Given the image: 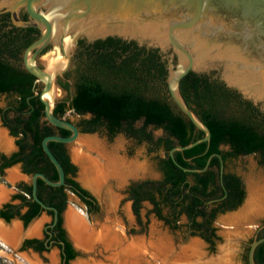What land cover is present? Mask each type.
<instances>
[{"label":"trees","instance_id":"obj_1","mask_svg":"<svg viewBox=\"0 0 264 264\" xmlns=\"http://www.w3.org/2000/svg\"><path fill=\"white\" fill-rule=\"evenodd\" d=\"M92 49L94 51L90 55L95 62L79 66L71 108L78 114L90 112L94 115L90 122L92 131L105 127L112 137L117 133L135 135L147 140L152 145V152L163 153V157L158 159L162 178L146 180L138 186L133 211L138 214L139 201L148 199L154 205L152 212L164 221L168 229H184L187 235L212 243L209 237L211 223L219 214L236 210L245 198L243 181L228 170V162L254 155L264 166V112L218 79L189 72L179 83L180 94L190 110L208 127L211 137L208 142L191 149L174 152L177 163L188 169H204L209 159L205 171L184 172L171 160L170 150L191 144L203 138L204 133L171 100L166 85V61L158 50L108 42H98ZM32 95L30 91L19 92L17 115L13 120L6 116L2 120L6 126L12 125L13 135L22 133L25 137L29 133L32 136L28 160L37 164L44 155L41 141L52 134V129L43 120V105L39 99L26 100ZM27 106V113H22ZM67 109L64 102H58L54 115L63 118ZM141 117L144 124L142 128H136L133 122ZM147 126L162 130L163 136L154 139L146 133ZM67 134L62 131V136ZM63 146L61 143H48L67 174L72 167L63 153ZM219 156L223 161L222 177ZM48 164L52 174L41 166L38 167L40 172L57 181L53 165ZM38 183L43 184L41 180ZM48 188L53 191L52 197L45 201L39 191L38 197L61 211L64 203L58 202L57 197L62 196V187ZM27 192L31 194V189ZM26 205L30 207L26 221L41 211L35 202H26ZM160 205H164V215ZM182 218L184 223H181ZM68 251L70 249L67 253L72 257L74 253ZM253 257L255 264H264V242L256 247Z\"/></svg>","mask_w":264,"mask_h":264},{"label":"water","instance_id":"obj_2","mask_svg":"<svg viewBox=\"0 0 264 264\" xmlns=\"http://www.w3.org/2000/svg\"><path fill=\"white\" fill-rule=\"evenodd\" d=\"M2 1L0 13L9 12L14 25L40 32L25 50L24 66L42 84L36 94L44 107L45 119L71 132L68 137L52 135L42 140L43 151L59 175L58 182L40 173L33 176V198L44 209L53 208L37 198L36 179L39 177L54 187L64 184L63 168L49 150L48 142L70 145L78 138V130L72 123L54 115L58 102L56 80L70 68L78 40L158 50L166 61V85L171 100L204 133L203 138L170 150L171 160L184 172L205 171L209 159L204 169H188L177 163L174 152L191 149L208 142L211 137L208 127L190 110L180 94L179 83L189 72L218 79L264 112V0H12V7L2 5ZM54 35L57 36L55 43ZM65 39L67 47L64 48ZM49 45L53 50L46 58L61 56L63 65L60 68L48 69L43 60H36ZM220 160L222 177L221 157ZM220 232L225 238V230ZM198 240L202 241L198 237L193 241ZM263 242L264 238H260L250 244L249 264H255L254 251ZM224 251L226 256L228 252L220 248L217 255ZM227 261L213 256L207 262L227 264Z\"/></svg>","mask_w":264,"mask_h":264},{"label":"flooded vegetation","instance_id":"obj_3","mask_svg":"<svg viewBox=\"0 0 264 264\" xmlns=\"http://www.w3.org/2000/svg\"><path fill=\"white\" fill-rule=\"evenodd\" d=\"M39 35L40 32L37 30L26 29L14 25L9 12L3 11L0 13V99L2 98L1 100L3 104L0 106V129L5 131L7 137L11 141V147L9 148H3L0 145L3 149H5L3 150L0 148V184L3 186L4 191L7 192L8 196L7 199L0 202V223L5 228H11L12 225L16 223L21 234H19L20 238L18 237V242L15 244L16 246L8 245L1 240L0 251L9 255L12 258V262L16 264H77L81 258L88 256L90 253L79 247L75 242V239L72 237L67 225L68 214L71 213L78 216L87 226L92 227L95 231L97 230L99 224H101L100 219L102 218H100L101 205L97 198L98 194L87 188L79 179V165L74 160L71 152L73 143L70 145L64 144L62 147L63 153L72 169H69L67 174L64 172V184L56 187H62V196L57 197L59 200L58 202L62 201L64 203V208L61 211H59L54 205L45 204L37 195L39 191L42 198L47 201L53 195V191H51L48 187L54 186L46 184L39 177L36 179L37 198L45 206L55 210L44 209L33 198L32 193V179L34 175L40 173L48 178L46 174L40 172L41 170H39L38 167H45L47 173L52 174L51 166L48 164V162L51 163V161L43 151L42 141L41 148L44 155L42 160L38 157L39 162L35 164L33 163L34 161L28 160V155L31 152L30 146L33 144L32 136L29 133H27L25 137L22 133L13 135L11 133L12 125L11 127H8L2 120L4 116L13 120L17 115L15 109L17 107V95L19 92L30 91L33 93L32 96H28L26 98L27 101L33 97H37L39 99V96L36 93L40 92L42 84L37 82L36 78L30 74L24 66L25 50L39 37ZM78 41L76 43V50L71 59L70 68L62 77H58L56 80L57 87L65 93V98L58 99V102H64L68 108L62 119L69 121L77 128L78 138L81 135L90 136L97 134L99 136H105L107 140H113L114 137L121 135L131 146L128 151H131L133 147L145 144L146 156H150L152 153V145L147 140L141 139L135 135H127L125 133H117L112 137L105 127H101L97 131H92L91 129L93 125L90 122L94 118V115L90 112L78 114L71 108L72 99L74 98L76 90L75 85L78 75L77 70L79 69V66H87L89 62H95V59L92 57V54L90 55V52L94 51L92 48H94L96 43L100 42L94 41L88 43L85 40L80 42ZM136 47L139 49H147L146 47ZM47 48L48 46L45 47L36 57L37 61L40 55L43 54ZM96 50L100 51L101 49ZM28 108L29 107L27 106L26 109H23L22 113H27ZM43 120L46 121L52 129V134L47 136H62V131H66L68 133L67 136L62 137H68L71 135L70 131L60 129L49 124L45 117H43ZM144 121V118L141 117L140 119L134 121L133 125L136 128H142ZM150 129H152V127L147 126L145 131L152 136V131ZM45 137H43V139ZM54 169L57 173V181L53 182H58L59 175L55 167ZM66 179L69 181L67 182ZM38 180H41L43 184H39ZM146 180L153 179L145 178L132 180L129 182L125 190L126 198L130 201L135 225L140 228L141 232L147 228L150 215H153L158 221H162L159 220L152 212L154 205L148 199L139 201L138 214L133 211L132 205L136 202L135 199H137L135 192L138 189V186ZM29 189H31V194L27 192ZM144 190L146 189L144 188ZM26 202H35L41 209L37 215L33 217L29 216L28 221H26V219L29 215L30 207L26 205ZM144 206L148 207L144 215L145 222H143L144 218L141 213ZM160 208L162 209V214L164 215V205H160ZM231 212L233 211H226L219 214L216 220L211 223L209 231V234L211 235H209V237L212 243L202 240L204 244H206L208 251L212 247L215 248L217 242L221 240L219 231L222 228H225L217 223V219ZM2 213L4 214L2 215ZM38 223V231L30 234L28 232L30 228L34 224L37 225ZM162 223L164 226V221H162ZM260 235H264V223L259 224L250 232V234L247 233L243 236V238L241 237L235 242L236 250L233 258H231V263L249 264V246L254 240L260 239ZM69 249L74 253L72 257L68 256L69 254L67 253V250ZM70 251L68 252L70 253Z\"/></svg>","mask_w":264,"mask_h":264},{"label":"rangeland","instance_id":"obj_4","mask_svg":"<svg viewBox=\"0 0 264 264\" xmlns=\"http://www.w3.org/2000/svg\"><path fill=\"white\" fill-rule=\"evenodd\" d=\"M52 50L53 46L49 45L46 51L40 55L38 61L43 62L46 60V56H48ZM56 57H58L57 59L62 58L61 56ZM39 66L44 69L42 64ZM56 96L57 99H64L65 93L57 87ZM1 99L0 106L3 105ZM150 130L152 131L154 139L163 136V132L160 129ZM129 147H131L129 142L121 135L114 137L113 140H107L105 136H99L97 134L90 136L81 135L72 144L71 152L75 149L82 157V161L77 162L79 165V179L82 183L81 174L84 169H87L91 176L96 175L99 169L104 172L103 178H97L94 187L91 188L83 183L87 188L98 194L97 198L101 205L100 218L102 219H100L101 224H99L96 231L101 229V227H103L102 225L108 224L113 231L119 234L121 233L120 235L125 238L127 243L135 239H144L147 244H149L150 242H156L157 239H161L165 241L168 247L172 246V252L176 251V253H179L181 249L188 247L191 241L197 239V237L187 235L184 229L171 231L167 226H163L162 221H158L153 215L149 216V224L147 228L141 232L140 228L135 225L130 201L127 200L125 195V190L132 180L145 178L159 180L162 178L157 160L163 157V153L159 152L157 154L152 152L150 156H146L145 144L133 147L131 151H128ZM0 148L3 149L1 146ZM228 170L242 179L245 188V198L237 210L224 216L238 213L241 220H239L238 228L248 233L250 230H254L259 224L264 223V166L260 165L257 156L250 155L229 161ZM147 209L148 207L144 206L141 210L143 218ZM224 216L219 217L217 223ZM109 218L112 221H109ZM143 222H145V218ZM184 222L185 219L182 218L181 223ZM220 233L219 231V234ZM220 237L221 240L217 242L213 251L209 249L210 252L206 248V244L198 240L202 248L200 247V251L194 253L196 254L194 258H197V264H211V262H207L208 259L213 256H218L217 250L219 248L221 249L222 246L224 250L230 251L229 255L233 258L236 250V244L234 242L236 241H232V238L230 240L226 239L222 237V235H220ZM226 244H230V246H227V249H225ZM77 245L87 252L90 251L88 252L90 254L81 258L77 264H80V262L83 264H93L95 262L96 264L110 263L108 261V256L111 255V252L106 250L103 245L97 244L92 249H87L78 243ZM204 253L208 255L206 258L204 257ZM147 258V260L143 259L146 262L141 261V263L162 264L160 261L151 258L150 255L147 256ZM175 259L176 258L173 259V262H175ZM191 262H194V260H191ZM0 264L16 263L12 262V258L9 255L0 251Z\"/></svg>","mask_w":264,"mask_h":264},{"label":"bare ground","instance_id":"obj_5","mask_svg":"<svg viewBox=\"0 0 264 264\" xmlns=\"http://www.w3.org/2000/svg\"><path fill=\"white\" fill-rule=\"evenodd\" d=\"M2 5L12 7V0H3ZM52 40L54 43L57 42V36L54 35L52 37ZM63 45L64 48L67 47L66 39ZM57 58L58 57L56 56H51V57L49 56L48 58H46V60H44V64L48 67V69L60 68L63 65V61ZM194 67L196 69H200L195 65ZM0 145L3 148L11 147V141L7 137L5 131L1 129H0ZM72 155L76 160V162L82 161L81 155L78 154V152H76L75 149L72 150ZM98 173H96V175L91 176L87 171V169H84L81 174V180L87 186L92 188L94 187L97 178L102 179L104 176L103 170L101 171L99 169ZM7 197H8L7 192L5 191L0 192V202L7 199ZM109 221L112 220H110L109 218ZM67 225L72 237L76 240V242L79 245L84 246L87 249H92L97 244H101L104 246L106 250L111 252V255L108 256V261L110 262L109 264H142L141 261L147 260L148 259L147 256L149 255L151 258L160 261V263L162 264H165V261H168L169 259L173 260L174 258H176L175 262H173L174 264H180V263L190 264L191 260H193V258L196 255L194 253L200 251V245L196 242L190 244L191 246H188L189 248L185 250L183 249L176 256H175V252H172L173 251L172 246L168 247L165 241L161 239L159 240L157 239L156 242H150L149 244H147L146 240L144 239H135L127 243L125 238L122 237V235H120L121 233L119 234L116 231H113L108 224L102 225L103 227H101V229L95 231V229H93L92 227L87 226L81 218L71 213H69L67 217ZM38 226L39 223L37 225L32 226L28 232L30 234L37 232ZM19 234H20L19 227L16 223L13 224L11 228H5L0 223V239L6 244L11 246L15 245L16 242H18L17 239L19 237ZM80 264L83 263L80 262ZM93 264H96V262Z\"/></svg>","mask_w":264,"mask_h":264},{"label":"crops","instance_id":"obj_6","mask_svg":"<svg viewBox=\"0 0 264 264\" xmlns=\"http://www.w3.org/2000/svg\"><path fill=\"white\" fill-rule=\"evenodd\" d=\"M1 191H4V189H3V186L0 184V192ZM240 220V218H239V216H238V213H234V214H231V215H227V216H224L222 219H220V221L218 222L221 226H223V227H225V228H222L221 230L223 231V230H225V238L226 239H233L232 241H237L239 238H243V236H245L246 234H247V232L246 231H242V230H240L238 227V223L241 221H239ZM228 224H231V225H228ZM248 227H250V226H248ZM250 232H251V230L248 232V234H250ZM228 235V236H227ZM196 241H191V243L190 244H193V243H195ZM196 243H198V242H196ZM235 243V242H234ZM199 245H200V243H198ZM230 246V244H226V247H225V249H227L228 247L227 246ZM189 246H191V245H189ZM201 247V246H200ZM188 247H185V248H183L184 250L185 249H187ZM202 248V247H201ZM183 249H181V251L183 250ZM222 250H224V248L222 247L221 248ZM180 251V252H181ZM228 253H227V255L225 256V251L224 252H222V254H219L218 256H217V258H221V259H223L224 261H226V260H228L226 263L227 264H232L231 263V256L230 255H228V254H230V251L229 250H226ZM179 252V253H180ZM178 253H176V251H175V256L177 255ZM173 258V257H172ZM197 258H193V260H194V262H191L190 264H192V263H194V264H197V260H196ZM165 263L166 264H174L173 263V260L172 259H169L168 261H165ZM179 263V262H178ZM180 264H184V263H180ZM216 264V263H215Z\"/></svg>","mask_w":264,"mask_h":264}]
</instances>
